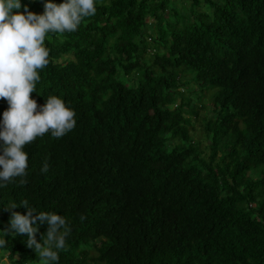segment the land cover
<instances>
[{
	"label": "trees",
	"instance_id": "trees-1",
	"mask_svg": "<svg viewBox=\"0 0 264 264\" xmlns=\"http://www.w3.org/2000/svg\"><path fill=\"white\" fill-rule=\"evenodd\" d=\"M46 2L13 11L42 15ZM95 6L76 31L45 37L49 63L31 98L37 111L62 99L76 125L26 144L25 175L0 181V259L43 264L27 234L4 231V208L27 214V200L69 229L48 264H264V114L253 102L264 111V0ZM186 75L214 90L217 110L201 122L184 116L196 113L178 89ZM198 132L211 139L207 159ZM36 226L41 242L48 225Z\"/></svg>",
	"mask_w": 264,
	"mask_h": 264
},
{
	"label": "clouds",
	"instance_id": "clouds-1",
	"mask_svg": "<svg viewBox=\"0 0 264 264\" xmlns=\"http://www.w3.org/2000/svg\"><path fill=\"white\" fill-rule=\"evenodd\" d=\"M44 7L45 11L42 15L29 11L27 5L24 6V12H14V9L21 8L20 0H0V99L2 103L0 117L3 118V128L0 130V140L3 141V145L0 146L3 150V154H0V169H2L0 181L10 182L13 177L25 175L28 155L23 148L26 144H30L38 136H43L49 131L54 137L60 138L76 125L75 112L66 107L62 99L51 96L37 111L38 105L30 94L35 91L36 82L40 80L37 70L46 67L49 63V51L44 45L46 35L49 32L76 31L83 17L95 14V0H63L60 4L47 0ZM207 73L213 75L212 72ZM184 78H187V75L179 79V82L183 83L181 85L178 83L179 92L184 95L188 91L192 93L188 111L196 112L191 115L185 113L184 116L192 123L201 122L203 118L212 116L217 110L212 100L214 90L204 89L191 80L185 83L193 84L194 87H186ZM197 86L199 93L195 91ZM253 102L256 109L254 115L262 116L264 111L259 112V102ZM179 103L181 102L176 101L170 107L176 109ZM243 121L244 119L237 122L241 132L244 130ZM198 135L201 138L195 140L204 144V149L200 150L201 157L207 159L211 139L209 134L203 132H198ZM203 152L205 156L202 155ZM48 167L45 163L41 172L46 173ZM20 183L24 185L27 181L22 179ZM21 206L27 209V214L13 211L17 208L15 204L4 208L11 213L10 222L4 231L12 237L27 234V246L34 249L35 253H39L43 264L58 261V253L53 248L65 247V238L69 234V229L65 227V218L55 212L38 213L35 208L28 205L27 200L22 201ZM85 218L81 216L82 221ZM37 221L40 224L46 222L48 225L46 239L43 235L41 242L37 241L35 235L38 231ZM4 244L5 240L0 239V246ZM5 260L6 256L3 255L0 264L6 263Z\"/></svg>",
	"mask_w": 264,
	"mask_h": 264
},
{
	"label": "rangeland",
	"instance_id": "rangeland-1",
	"mask_svg": "<svg viewBox=\"0 0 264 264\" xmlns=\"http://www.w3.org/2000/svg\"><path fill=\"white\" fill-rule=\"evenodd\" d=\"M151 30H149V32H150ZM189 79H191V76L190 75H187V78H184V85L186 86V87H194V85L193 84H191V85H187L185 82L186 81H188ZM197 88V90H195L197 93H199V90H198V86L196 87ZM190 95H192V93H186L185 94V96H190ZM200 95V94H199ZM196 128L197 129H199L197 126H196ZM197 137L198 138H201V136L200 135H197ZM202 155L203 156H205L206 154L203 152L202 153ZM6 261V260H5ZM1 264H3V263H1ZM5 264V263H4Z\"/></svg>",
	"mask_w": 264,
	"mask_h": 264
}]
</instances>
